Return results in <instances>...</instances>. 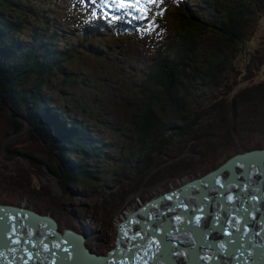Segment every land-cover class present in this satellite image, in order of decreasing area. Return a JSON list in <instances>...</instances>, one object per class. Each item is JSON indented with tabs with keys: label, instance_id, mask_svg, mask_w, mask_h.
I'll use <instances>...</instances> for the list:
<instances>
[{
	"label": "trees",
	"instance_id": "16d2710c",
	"mask_svg": "<svg viewBox=\"0 0 264 264\" xmlns=\"http://www.w3.org/2000/svg\"><path fill=\"white\" fill-rule=\"evenodd\" d=\"M256 3L257 0H0L1 104L8 106L16 128L26 123L34 136L49 146L58 162L47 170L61 172L72 183L94 177L86 161L112 148L92 136L82 116L86 114L84 108L93 104L80 95L91 90L93 80L101 76L108 94L119 102L112 106L101 101V106L113 115L136 106L138 120L128 141L113 133L126 148L117 162L127 184L121 183L107 195L104 202L109 206L132 179L150 175L158 155L172 154L176 149L183 153L189 142L203 137L206 140L199 158L224 147L225 144L217 145L216 134L223 126L220 122L226 123L223 117L217 121L220 125L209 129L198 127L204 118L198 110L185 119L182 127L172 118L176 113L184 117L187 98L200 88L201 104L207 107L217 96L209 89L228 87L231 59L246 45L254 28L257 8L252 6ZM64 11L72 16L60 20ZM170 16L174 31L165 41ZM156 25L166 27V35L147 46L152 48L149 63L141 69L128 67L138 77L132 83L126 70H117L113 64L104 66L109 53L128 54L131 47L109 40L136 31L149 34ZM210 33H220L229 45L218 52L204 48V37ZM114 78L131 85L134 98L127 92L118 96L122 89ZM195 79H200L201 85L193 86ZM230 109L233 131L264 136L263 82L231 98ZM57 122L63 125L57 126ZM194 127L196 131H192Z\"/></svg>",
	"mask_w": 264,
	"mask_h": 264
},
{
	"label": "rangeland",
	"instance_id": "374dc122",
	"mask_svg": "<svg viewBox=\"0 0 264 264\" xmlns=\"http://www.w3.org/2000/svg\"><path fill=\"white\" fill-rule=\"evenodd\" d=\"M234 1L229 0L230 3ZM256 4L257 7L252 6V9L257 8L253 19L254 28L246 45L237 50L231 59L232 75L228 87L224 88L222 85L221 89L215 86L209 89L210 93L217 96L208 102L207 107L201 104L198 92L203 90L200 88L187 98L188 111L184 113V117L176 113L172 118V121L182 127L186 118H191L200 111L204 118H201L198 127L209 129L220 125L217 121L223 117L226 123L219 121L223 124L219 128L221 133L216 131L217 145L225 144L221 150L211 155L203 154L199 158L200 149L206 140L203 137L194 143L189 142L183 153L176 149L172 154L158 155L150 175L144 179H132L108 206L104 202L107 195L121 183L127 184L124 172L118 169L117 162L125 155L126 148L115 140L113 133H119L122 140L128 141L127 138L138 120L136 106L127 107L119 111L118 115L111 114L107 108L101 106V101L112 106L119 104L108 94L101 76L93 80L91 90L80 95L83 99H90V104H93L84 108L86 114L82 116L91 128L92 136L97 141L108 143L112 148L106 154L86 161L94 177L77 179L72 183L61 172L56 170L52 173L47 170V167L57 164L58 159L51 155V149L41 137L34 136L35 132L26 123L21 122L20 128H16L8 106L2 105L0 99V204L26 208L51 217L56 221L58 230L71 229L82 234L84 245L89 252L105 255L114 245L117 222L129 210H136L149 199L206 174L231 155L264 149L263 135L252 136L249 132H235L230 124L231 98L238 97L258 83H264V0H257ZM71 16L72 13L64 11L60 20H67ZM167 25L168 34L165 41L170 40L174 31L171 16ZM166 31V27L156 25L155 30L149 34L136 31L130 36L116 35L115 41H109L131 47L128 54L119 51L109 53V59L104 60V66L113 64L117 70H126L132 83L138 77L134 76L128 67L133 65L141 69L145 63H149L152 59L149 51L152 48L147 49V46L165 36ZM220 36V33L208 34L204 37L203 47L216 52L225 49L229 45L227 38ZM97 41L105 43L104 40H94V43ZM199 61L202 62L201 59ZM105 73L108 74V71ZM114 80L118 81L122 89L121 93H117L118 96L127 92L134 98L132 94L135 89L131 85L122 84L118 78ZM192 85H201V80H193ZM169 120L171 121V118ZM56 125L63 124L57 122ZM18 128L19 131L15 132ZM192 131H196V128ZM170 166L175 167L165 170Z\"/></svg>",
	"mask_w": 264,
	"mask_h": 264
},
{
	"label": "water",
	"instance_id": "95a60500",
	"mask_svg": "<svg viewBox=\"0 0 264 264\" xmlns=\"http://www.w3.org/2000/svg\"><path fill=\"white\" fill-rule=\"evenodd\" d=\"M249 164H253L250 165L253 168H249ZM258 164H260L259 167ZM262 172L264 174V149H254L249 151V153L234 156L215 170L207 172V175L203 180L200 181L199 177L191 180L196 181L195 189L190 187L192 183H189L188 185L183 183L177 191L174 189L173 191L165 194L162 198L163 207H158V205H155L157 203L156 201L152 202L150 205L146 203V206L134 213V219L141 213L143 214L142 216L148 214L161 215L162 218L159 219V221L166 222V230L168 231L166 236L169 239L168 242L163 244V246H167V244L171 241V237L178 235V230L180 228V225L175 226L174 224L170 223L168 215L173 217L175 210L180 209L179 203H182L185 206L182 215H194L192 216V222L198 223L197 215H199V212L197 206L194 203L200 205L204 204L206 206V211L210 213L221 211V215H226L228 217L226 225L230 227L227 229V227L224 225L221 232L218 230L217 233L214 234L211 233L210 230L206 229V234L208 235V238H206L208 240L204 245L205 253L203 256L198 255L197 253L195 257L198 258V260H201L202 258L204 259L210 256V258H213L214 260L213 264H264V204L262 205L260 202V200H264V192L261 191L264 190V183L261 187V179H263L264 176L263 178L255 177ZM245 180H249L248 186L253 188V190L250 191V195L252 198H254L253 201L251 198H248V196H250L249 193L248 196H244L242 194L243 190H238V187H240L242 182ZM201 182L205 183L201 184ZM213 183H217L223 189V193L225 192L227 195L226 198L228 201L223 206L220 205V200L217 198V194H215V191L213 190L214 186H211ZM191 190H193V192H191ZM239 192H241L240 195ZM174 195L176 197L171 198L174 197ZM239 196L240 198L244 199L242 202L236 201ZM164 200L166 201L164 202ZM2 210L3 209L0 206V215ZM4 210L9 211V215L16 213V210H13L8 206L5 207ZM166 211H168V214L164 213ZM23 214L29 215L27 218V224L29 225L27 235H32V237L36 238L37 236L35 234L41 230L36 228L35 230L31 231L29 230L30 227H32L33 224L35 226H39L38 224L40 222H47L48 220L41 217L35 218L34 216L25 212H23ZM246 215L248 220L244 219ZM1 216H3V220H6V214ZM3 220L0 217V226L4 223L3 226L5 227L3 228L2 234L8 230V222H4ZM181 220L183 227H192V225H189V221L186 219V217H182ZM17 221H19L18 223L21 224V220L17 219ZM140 223L142 224L141 227L144 228V225H147L148 221L143 220ZM23 224H21L20 227H23ZM48 225L52 227V225ZM238 226L243 229V231L240 233H238ZM161 228L164 229L162 226ZM195 229L198 230V236L205 234L200 223ZM143 234L145 238L143 239V243L139 245L140 247L144 246V241L149 237L147 232L143 231ZM153 235H155V233H153ZM224 235H226V238L223 239ZM59 238H63L62 241H60L61 246L68 248L69 251L66 252L65 249L63 251L60 250V255L56 256V259H58L57 264H61V262L64 264H69L70 261L72 264H80V260H82L84 264L88 261H90L91 264L103 263L101 258H94L91 255V252H89V250L85 247L84 241L78 235L75 237L74 234L67 232ZM20 245L24 246L23 249H20V251L23 253H26L28 250L32 251L33 249L32 246L27 245V242ZM11 248L12 254L8 253L7 247H5V245H3V248L1 247L0 261L2 264H6L7 261H9L11 264H22L21 260H15V254L18 251L19 245H11ZM145 252H148V250ZM201 252L202 250L200 253ZM113 255L115 257V253ZM119 255L120 254H118V256ZM10 258L15 259L10 260ZM72 259L76 260L77 262L73 261ZM173 259L177 260L178 256H174ZM51 262L53 263V258L49 257L48 260H44L39 264H52Z\"/></svg>",
	"mask_w": 264,
	"mask_h": 264
},
{
	"label": "bare ground",
	"instance_id": "6f19581e",
	"mask_svg": "<svg viewBox=\"0 0 264 264\" xmlns=\"http://www.w3.org/2000/svg\"><path fill=\"white\" fill-rule=\"evenodd\" d=\"M250 165H253V164H249V168H253L252 166H250ZM206 175L207 174H205V176H203V177H201L200 178V181L201 180H203L205 177H206ZM258 175H260V177L261 178H263V176H264V174H263V172L262 173H259ZM264 179V178H263ZM189 183H192V185H190V187L192 188V189H195V183H196V181H190V182H188V183H185V185H188ZM205 182H201V184H204ZM211 186H214V191H215V194H217V198H219L220 199V195L222 196V197H225V196H227L226 195V193L224 192L223 193V189L217 184V183H213V184H211ZM191 192H193V190H191ZM180 204V209H176L175 210V213H174V216L173 217H171V215H168V219H169V221H170V223H172V224H174L175 226H179V225H182V220H181V218L182 217H186V219L187 220H189V218H191V215H182L183 214V210L185 209V206L182 204V203H179ZM19 214H17V213H14V214H11V217H15V218H17V219H19V220H27V218L29 217L28 215H19ZM129 215V214H128ZM0 217H1V215H0ZM11 218H9V220H10ZM4 222H7V219L6 220H3ZM223 224H227V222L225 221V222H223ZM183 226V225H182ZM3 227V226H2ZM44 227V226H43ZM237 228H239L238 229V233H240V232H242L243 231V229L240 227V226H238ZM0 229H2L1 228V226H0ZM49 230V228H47L46 229V231H48ZM58 230V229H57ZM62 239L63 238H56L55 239V241L54 242H52L51 243V246H55L56 244H58L60 241H62ZM1 247V246H0ZM96 255V254H95ZM157 264H171V261H172V257H171V259H168L167 258V256H166V254L164 253V251L162 250V248H159V250H158V254H157ZM73 260V259H72ZM74 261H76V260H74ZM77 262V261H76ZM19 263H21V262H19ZM103 263H109V260H107V259H103Z\"/></svg>",
	"mask_w": 264,
	"mask_h": 264
},
{
	"label": "clouds",
	"instance_id": "9594fccd",
	"mask_svg": "<svg viewBox=\"0 0 264 264\" xmlns=\"http://www.w3.org/2000/svg\"><path fill=\"white\" fill-rule=\"evenodd\" d=\"M117 224H118V222H117ZM57 229H58V227H57ZM116 230H117V225H116ZM59 233H63L64 232V230L63 231H60V230H57ZM80 236L82 237V240L84 241V236L82 235V234H80ZM91 254H93V253H91ZM69 263H71V261L69 262Z\"/></svg>",
	"mask_w": 264,
	"mask_h": 264
},
{
	"label": "snow or ice",
	"instance_id": "6c2138e0",
	"mask_svg": "<svg viewBox=\"0 0 264 264\" xmlns=\"http://www.w3.org/2000/svg\"><path fill=\"white\" fill-rule=\"evenodd\" d=\"M150 2H154V0H150Z\"/></svg>",
	"mask_w": 264,
	"mask_h": 264
}]
</instances>
